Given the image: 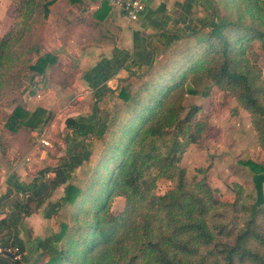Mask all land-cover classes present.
Returning a JSON list of instances; mask_svg holds the SVG:
<instances>
[{"label":"trees","instance_id":"16d2710c","mask_svg":"<svg viewBox=\"0 0 264 264\" xmlns=\"http://www.w3.org/2000/svg\"><path fill=\"white\" fill-rule=\"evenodd\" d=\"M13 1L21 12L41 3L49 16L57 0ZM75 1L82 2L70 0ZM257 7L264 11V6ZM260 19L251 24L213 13L211 20L188 31L195 46L169 52L158 68L150 64L138 87L129 78L121 82L116 94L122 106L98 118L94 135L103 139L111 128L97 168L82 185L67 187L64 201L73 205L70 220L60 223L53 247L46 246L33 264H264V164L243 161L254 173V188L234 183L232 201L216 197L205 175L190 182L181 161L186 146L200 135L196 116L201 108L191 105L185 111L175 94L185 90L189 74L229 91L251 113L264 148V80L261 69L246 58L252 41L264 49L263 14ZM31 58L22 60L24 67L5 81L21 95L60 62L56 50ZM26 68L32 74L23 86L21 71ZM198 83L186 91L197 93L202 87ZM207 89L201 88L204 93ZM50 115L44 106L29 109L20 102L5 127L11 133H41ZM67 126L88 135L75 119L67 118ZM160 178L171 183L163 193L156 191ZM116 197L125 199L122 210L113 209ZM241 216H247L244 224L237 221ZM45 254L48 259L42 262Z\"/></svg>","mask_w":264,"mask_h":264},{"label":"rangeland","instance_id":"374dc122","mask_svg":"<svg viewBox=\"0 0 264 264\" xmlns=\"http://www.w3.org/2000/svg\"><path fill=\"white\" fill-rule=\"evenodd\" d=\"M40 1L36 0V2ZM39 4L30 12H25V10L21 12L20 7L13 0H0L2 21L8 23L4 27V30H7L6 33H2L4 32L3 29L0 33V170L5 166L9 155L21 157L24 153L29 152L32 143H37L38 138L42 136H46L52 146L58 145V142L65 138L61 134V129L58 132H53L50 123H48V128H43L41 133H30L25 130L11 133L5 124L18 103L24 102L29 109H33L37 103L47 100L49 94L44 90L45 82L54 78L56 70L58 73L65 71L66 69L63 70L61 67L68 63H63L64 57H62L58 69L54 66L49 67L45 76H38L23 95L13 85H5L7 78L13 72L17 73L20 67H24L22 60L31 57H33L32 60H35L39 53L56 50L60 60L61 52L58 51L60 44L67 43V38L72 37L76 32L83 35H90L92 32L89 26H79L77 24L80 23L76 24L74 20L70 23L68 16L72 15L73 10L79 9L78 12H80L82 8L79 3H73L70 0H57L51 6L52 13L49 16L45 15L41 3ZM258 5L264 6V0H204L202 9H200V19L198 21L194 19L189 23L188 30L191 26H200L207 20H211L213 13L221 16L228 15L232 19H240L244 23H258L262 14L264 15V11L258 9ZM4 38L5 40L2 42ZM185 39V43L180 45H175V43L167 46L161 59L159 58L152 67L158 68L167 58L169 52L181 53L189 46H195L196 43L192 34H189ZM246 48L247 60L251 66L256 65L261 69L264 80V49L261 43L254 40ZM148 68L149 65L144 68H137L141 76L137 77V75L131 74L129 80L138 87L145 80L146 77L142 74ZM54 69L55 71H52ZM31 74L32 72L28 68L21 71L23 86L28 82ZM60 77L65 79L64 73ZM196 77L189 74L184 85L185 90L182 89L175 93L180 94L178 97L185 106V111L191 105H198L201 108L196 116V119L201 123L200 135L196 142L186 146L181 165L186 169V176L190 182L197 181L205 175L215 190L216 197L220 200L232 201L235 198L232 187L234 183L237 182L246 188H254V173L243 161L251 159L264 164V148L260 144L258 131L253 123L251 113L229 91L222 89L208 79L201 82V78L197 79ZM18 79V76H15V81ZM196 83L200 84L201 88L208 86L207 92L204 93L200 87H198L197 93L186 91L189 87L195 86ZM61 95L64 97L58 99V107L47 104L53 113V122L57 119V121L59 120L58 123H61L70 114H75L76 111L87 108L93 112L95 108L100 106L102 112L96 117L98 124V118L104 116V111H109L112 115L116 108L119 109L122 106L123 102L117 94H110L107 100L103 102L99 100V97L96 98L92 94H84L83 96L69 94L66 97ZM85 95L88 97L82 99ZM54 100L56 101L53 97H49L47 102L52 103ZM93 117L95 118L94 114ZM110 128L105 131L102 140L98 133L95 136L91 135L96 131L92 132L86 139L83 138L84 136H80V142L83 144L82 149L87 153L88 158L84 159L82 169L74 183L82 185L91 172L97 168L105 147L104 142L109 139ZM104 164L99 166V169L104 168ZM170 186L171 183L168 179L160 178L156 191L163 193ZM86 206L90 209L92 204L87 202ZM112 206L115 210H122L125 206L124 197H116ZM72 207L71 203L63 200L59 207L51 211L53 222L56 224L55 230L59 231L61 222H69ZM80 218L82 217L80 216ZM246 219L247 216H241L237 221L244 224ZM54 232L48 245L51 248L54 244ZM47 259L48 254H45L41 260L43 262Z\"/></svg>","mask_w":264,"mask_h":264},{"label":"crops","instance_id":"0c3cea01","mask_svg":"<svg viewBox=\"0 0 264 264\" xmlns=\"http://www.w3.org/2000/svg\"><path fill=\"white\" fill-rule=\"evenodd\" d=\"M81 1L73 2L80 4V12L73 10L68 18L70 23L74 20L79 26H89L92 32H76L67 38V43L60 44V63L62 57L63 63H68L61 68L66 70H52L56 72L54 78L44 84L46 93L56 101L47 102L48 97L33 107H46L51 115L44 128L50 123L53 132L61 129L65 138L53 146L32 143L31 150L21 157L9 155L0 170V245L3 249L19 245L23 252L21 261L0 253V264H33L39 258L56 227L51 211L63 202L67 187L76 181L84 159L88 158L80 142L82 135L67 126V119L53 122L47 104L58 107V99L64 97L61 94H92L106 101L110 94H116L123 80L131 74L138 77L139 68L161 59L167 46L185 43L189 31L186 25L200 19L204 4V0H149L141 17L131 21L110 4L102 7L108 0ZM1 17L0 10V33L8 24ZM179 35L185 37L179 39ZM60 63L54 67L58 69ZM63 73L65 79L60 77ZM101 112L100 106L93 112L86 108L68 118L75 119L78 129L88 133L83 137L86 139L96 130V117Z\"/></svg>","mask_w":264,"mask_h":264},{"label":"built area","instance_id":"2783aa9c","mask_svg":"<svg viewBox=\"0 0 264 264\" xmlns=\"http://www.w3.org/2000/svg\"><path fill=\"white\" fill-rule=\"evenodd\" d=\"M108 1L113 8L122 11L131 21H136L141 17V15L145 12L149 2V0H108ZM80 95L83 94H78V96ZM38 96L40 97L41 95L39 94ZM37 145H41L45 147V146H52V143L48 138H46V136H42L38 138ZM6 251L11 252L13 254L12 258L14 261H21L23 259V252L19 245H11L5 249H3L0 245V253H5Z\"/></svg>","mask_w":264,"mask_h":264},{"label":"water","instance_id":"95a60500","mask_svg":"<svg viewBox=\"0 0 264 264\" xmlns=\"http://www.w3.org/2000/svg\"><path fill=\"white\" fill-rule=\"evenodd\" d=\"M186 28L189 29V26L186 25ZM5 253H6L8 256L13 257V254H12L11 252L6 251Z\"/></svg>","mask_w":264,"mask_h":264}]
</instances>
